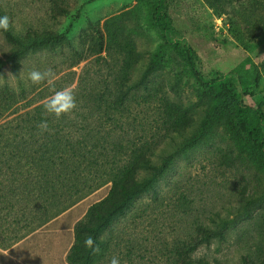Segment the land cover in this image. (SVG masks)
Instances as JSON below:
<instances>
[{
    "label": "rangeland",
    "instance_id": "obj_1",
    "mask_svg": "<svg viewBox=\"0 0 264 264\" xmlns=\"http://www.w3.org/2000/svg\"><path fill=\"white\" fill-rule=\"evenodd\" d=\"M163 5L175 29L168 39L153 24L146 0H0L2 16L10 19V34L0 30V60L20 51L0 71V124L52 95L46 83L28 81L34 68L51 67L57 90L74 85L82 98L107 85L105 93L113 99L120 55L105 47L91 54L89 46L97 34L105 40L106 24L110 30L123 28L131 53L141 55L130 68L133 79L149 60L155 61L146 89L137 91L150 95L146 102H130L132 116L126 120L135 118L133 137L138 144L149 142L157 162L168 159L163 175L95 234L101 251H91L89 263L109 264L116 256L120 264H172L175 247L202 224L217 235L198 245L191 252L194 258L204 257L209 264H264V162L226 122L228 116L237 120L238 110L245 107L257 112L264 128V0H163ZM167 40L194 50L196 68L205 80H231V93L224 91L226 102L217 88L196 81ZM171 103L194 109L189 130L177 132L170 124L166 110ZM253 113L248 110V118ZM97 117L95 113L88 119ZM112 124L106 120L104 130ZM7 134L0 136L1 161L9 159L0 170V197L12 201L10 166L22 159L12 158ZM86 174L81 196L71 206L73 221L84 220L86 208L104 198L109 186L95 168ZM17 180L21 186L14 205L0 203L2 247L35 229L41 214L37 206L29 211L22 205L23 175ZM60 234L54 239L58 243L66 238Z\"/></svg>",
    "mask_w": 264,
    "mask_h": 264
},
{
    "label": "trees",
    "instance_id": "obj_2",
    "mask_svg": "<svg viewBox=\"0 0 264 264\" xmlns=\"http://www.w3.org/2000/svg\"><path fill=\"white\" fill-rule=\"evenodd\" d=\"M146 1L150 5V18L153 24L168 39L175 29L167 16L163 0ZM0 16H2L1 8ZM105 29V40L101 34H97L89 50L91 54H98L105 47L104 49L115 50L120 55L121 68L115 75L118 79L115 83L116 93L113 99H109L105 93L108 91L105 85L104 90L99 93L91 94L92 92L89 91L88 94H82V98L76 96L78 103L77 108L70 113L72 116L67 114L56 119L55 116L45 112L43 108L45 101H43L16 115L12 119L14 123L11 121L0 124V136H3L4 131L10 135L6 143L11 148L12 158L22 159V162L16 160V163L9 165L13 167L10 172L11 187L9 188L12 201L1 196L0 203H9L11 207L14 205L16 189L21 186L17 183V179L23 175L22 185L25 194L22 205L29 211L32 206H37L38 210L41 208V214L37 216L38 225L31 231L32 233H28L27 239L53 238L57 228H72L73 241L65 256L68 264H90L91 249L85 246V237L91 235L95 238V234L109 218L124 209L133 196L150 188L163 175L168 159L161 157L160 162H157L149 142L138 144L133 137L132 132L136 131V126L133 124L135 118L126 120L128 116H132V110L128 107L130 102H136L137 98L146 102V97H149L147 95H150L138 94L137 91L140 88L146 89L147 78L155 61L149 60L139 76L133 79L130 68L141 59L140 53H131L132 44L125 36L123 28L110 30L106 24ZM1 31L6 35L10 34L9 31ZM167 42L186 61L190 74L196 81L200 85L207 84L217 88L219 95L226 102L224 91L230 89L231 93V80H205L196 68L194 50L186 44L181 46L178 41L167 40ZM25 47L21 46V51H24ZM19 53L20 51L13 52L6 60H0V71L7 61L14 62ZM99 58L103 59L101 56ZM171 106L168 105L166 110V115L171 118L170 124L177 132L183 133L189 130L188 127L192 123L191 113L194 109L188 105L181 106L174 103H171ZM248 110L254 111L252 119L248 118ZM84 113L88 116L96 113L97 120H89L88 116H83ZM238 114L240 116L237 120L228 116L227 125L240 136L244 145L259 152L264 162L262 132L264 128L260 117L255 110L245 107L240 108ZM80 116L82 117L79 118ZM44 120H47L50 131L40 132L39 137L35 138V132L40 131L37 125ZM106 120L113 122L112 127L107 131L103 128ZM198 132L199 129L195 131V137ZM8 161V158L2 161L0 158L2 163L0 170ZM92 168L102 172L104 179L109 182L106 195L99 201L89 204L85 210L84 220L81 218L73 221L71 206L79 200L82 190L80 185L86 183L88 176L86 172L91 171ZM219 223L222 224L223 221L219 220ZM36 229L39 231L33 233ZM216 235L217 232L213 228L202 224L196 225L194 232L175 247L172 264H209L208 259L194 258L191 252Z\"/></svg>",
    "mask_w": 264,
    "mask_h": 264
},
{
    "label": "clouds",
    "instance_id": "obj_3",
    "mask_svg": "<svg viewBox=\"0 0 264 264\" xmlns=\"http://www.w3.org/2000/svg\"><path fill=\"white\" fill-rule=\"evenodd\" d=\"M9 29V17L7 15L0 16V30L8 31ZM27 79L33 85L46 83L52 89V95L43 103V108L47 114L59 119L63 115L72 113L77 108L75 86L69 85L57 90L55 88L56 73L51 67H47L44 70L34 68L29 71ZM37 127L41 133L50 131L47 120L41 121ZM84 244L87 248L91 249L93 254H98L101 251L100 245L91 235L85 237ZM109 264H120L119 258L116 256L111 257Z\"/></svg>",
    "mask_w": 264,
    "mask_h": 264
},
{
    "label": "crops",
    "instance_id": "obj_4",
    "mask_svg": "<svg viewBox=\"0 0 264 264\" xmlns=\"http://www.w3.org/2000/svg\"><path fill=\"white\" fill-rule=\"evenodd\" d=\"M39 231L36 229L34 232ZM65 232L62 234V232ZM72 228H57L59 236H66L70 241H58L53 238L28 240V235L14 243L2 247L0 245V264H68L65 259L67 250L72 243ZM32 233V232H31ZM58 243V244H56Z\"/></svg>",
    "mask_w": 264,
    "mask_h": 264
}]
</instances>
